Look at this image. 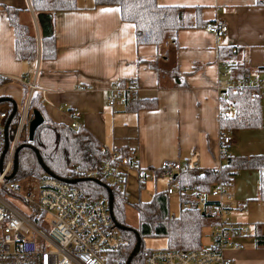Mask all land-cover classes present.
<instances>
[{"label":"crops","instance_id":"1","mask_svg":"<svg viewBox=\"0 0 264 264\" xmlns=\"http://www.w3.org/2000/svg\"><path fill=\"white\" fill-rule=\"evenodd\" d=\"M94 2L75 0L76 9L56 11L50 16L54 57L40 59L37 55L35 60H18L14 55V31L2 6L19 11V21L32 27L39 46L42 36L37 14L29 0H0V75L11 79L0 85V97L6 103L11 99L15 107L22 104V108L25 100L20 84L34 81L37 88L45 89L46 101L39 100L47 116L68 124L70 113L76 110L79 112L76 121L104 148L131 150L137 167L124 173L125 215L127 208L150 200L171 184L169 177L155 172L162 160H175L188 168L201 169L223 164L218 156L219 131L229 135L231 129H220V95L216 85L223 77L218 48L227 45L237 49L235 60L244 63L247 74L264 69V3L259 0H156L159 5L198 6L199 16L206 24L181 28L175 43L155 45L136 44L134 25L120 19L117 4ZM215 17L226 23L225 32L205 29ZM235 60H231L233 72ZM150 61H155L159 70ZM18 78H24V82ZM127 79L134 80L139 98L153 100L154 105L138 110L108 105L107 92L118 81ZM260 102V124L233 128L238 135L252 136L249 131L255 130L257 141L264 139V99ZM230 138L231 145L233 136ZM259 146L260 149L247 153L228 151L234 157L264 154V141ZM244 173L236 182L238 187H230L234 176L226 186L234 201L257 199L259 170L249 167ZM142 193L148 199L142 200ZM244 202L247 206V201ZM232 213H235L230 215L233 220L245 224L244 220H251L248 212L244 214L234 206L229 214ZM125 222L130 225L126 219ZM252 223L248 236L253 237V244L244 246L247 236H243L238 239L243 245L241 249L226 251L234 264H254L250 262L253 260L264 264V245L257 244L255 239L256 234L264 235V219ZM204 227L207 231L203 234ZM204 227L201 245L209 240V225Z\"/></svg>","mask_w":264,"mask_h":264},{"label":"trees","instance_id":"2","mask_svg":"<svg viewBox=\"0 0 264 264\" xmlns=\"http://www.w3.org/2000/svg\"><path fill=\"white\" fill-rule=\"evenodd\" d=\"M95 4H117L120 19L131 22L135 30L136 44L175 43L177 31L181 28L205 25L199 16V7L159 5L156 0H94ZM264 3V0H259ZM35 14L66 11L76 9L75 0H29ZM6 11L10 25L14 31V55L18 60H35L52 58L55 55L53 35L37 38L32 27L22 23L18 19V10L9 6H2ZM237 49L227 45H220L218 56L220 60H235ZM236 61V60H235ZM149 64L159 70L155 61ZM233 74L245 75L249 73L242 62L236 61ZM127 80L118 81V85H124ZM11 81L10 78L0 75V85ZM134 81V80H133ZM23 101L27 95L28 87L20 84ZM124 108L138 110L154 105L153 100L141 99L136 90H125ZM40 96L33 92L28 100L29 119L32 110H38L42 116L28 139L26 122L22 128L21 136L17 143V166L10 180H18L30 174L40 175L45 173L40 166L36 152L40 155L43 164L50 170L51 175L73 180L93 200H108L111 195L110 213L113 222L118 227L121 236L126 239V244L112 253L110 264H144L141 254V239L143 235H164L167 240L165 248L188 250L201 246V233L204 226L213 222L212 213L207 207L200 208L196 205L192 192L185 189L195 185V189L208 192L212 185L220 182L227 186L232 180L237 169L254 167L259 170L257 199L264 200V154H250L234 157L228 154L226 161L219 169H201L192 167L177 171L171 182H177L179 213L174 216L168 210V196L164 191L156 192L148 201H139L134 204L138 214V224L130 226L125 222L124 207L127 203L123 190L112 189L104 177L89 178L83 174L77 175L74 171L79 168L85 170L96 168L109 153V150L84 127L72 128L69 124L57 122L44 112ZM5 100V99H4ZM3 100V101H4ZM8 102L6 119L11 113L12 100ZM231 101L235 107L234 114H228L226 118H220V129H233L241 127H254L260 124L261 102L253 97L248 90L228 89L223 92L220 104ZM20 109L15 107L7 125L8 140L12 137L18 122ZM122 151V152H120ZM120 153H132L131 150H118ZM170 182V183H171ZM186 204V206H183ZM257 244L264 245V235L256 234ZM139 240V249L130 255L135 243Z\"/></svg>","mask_w":264,"mask_h":264},{"label":"built area","instance_id":"3","mask_svg":"<svg viewBox=\"0 0 264 264\" xmlns=\"http://www.w3.org/2000/svg\"><path fill=\"white\" fill-rule=\"evenodd\" d=\"M205 29L223 33L227 25L220 17H215ZM219 61L223 77L216 85L219 100L228 89L248 90L253 97L264 99V69L236 75L231 60ZM18 81L24 82V78H18ZM27 87L14 134L9 140L7 137L2 156L7 110H0V264H110V255L124 246L126 239L113 222L106 200H93L73 182L47 173L30 174L18 180L7 177L22 128L28 122L30 95L37 90L41 100L46 101L44 88H37L34 81L27 83ZM136 89L132 79L124 85L115 84L107 92V104L124 105L125 90ZM235 112L236 107L231 101L224 105L219 101V119ZM78 114V111H72L68 122L75 129L79 127L75 119ZM230 139L225 131H219L220 159H227ZM136 167L132 154L111 150L96 168L83 173L75 168L74 172L89 178L102 176L112 189L124 191V173ZM155 169L158 176L171 179L177 171L188 167L185 163L165 159ZM139 179H143L142 174ZM177 189V182H171L163 194L168 196ZM185 191L192 192L198 207H207L212 213L208 242L188 250L142 247L144 264H234L226 251L242 248L238 239L250 234V226L233 220L229 212L232 206L242 210L246 203L234 201L233 194L220 182L214 183L208 192L195 189V185Z\"/></svg>","mask_w":264,"mask_h":264},{"label":"rangeland","instance_id":"4","mask_svg":"<svg viewBox=\"0 0 264 264\" xmlns=\"http://www.w3.org/2000/svg\"><path fill=\"white\" fill-rule=\"evenodd\" d=\"M22 104H17L18 109L21 108ZM0 109H8V105L6 102L0 101ZM263 121H264V107H263ZM29 117V116H28ZM27 117V120L29 118ZM253 133L252 136L249 135H238L236 132V129H231L229 131V135L233 136V142L232 144H228V150L234 151V152H240V153H247L248 151H255L257 149H260L259 144H261L264 139L257 141V134L255 130L249 131ZM257 145V146H256ZM17 153V150H15L14 155ZM229 154V151H228ZM223 163L226 161L225 159H222ZM245 168L239 169V174H237L238 170L235 171L233 174L234 178L230 184L231 186L238 187L237 183L239 176L245 174L244 173ZM235 180V181H234ZM234 181V182H233ZM158 185H161L162 182H157ZM241 187V186H240ZM232 193V192H231ZM142 200L148 199V196L146 194L142 193L141 196ZM244 201H247V206L241 210L242 213L246 214L248 212L249 217H251V220H244L247 224H252V221H261L264 219V201L260 199H245ZM249 202L251 203L250 206ZM168 210L171 215L176 216L179 213L178 208V199H177V192L174 191L172 194L168 197ZM235 214V213H234ZM233 213L230 214L231 216L234 215ZM125 219L131 226H136L138 224V214L136 210L132 208H127L125 213ZM250 225V227H252ZM252 228H250L251 233ZM207 231V227L203 228V234ZM245 238V237H244ZM247 241L244 246L248 247L253 244V237L247 236ZM203 241H205V238L203 236ZM141 244L143 247L146 248H165L167 245V240L164 235H156V234H150V235H143L141 239ZM244 244V243H243ZM112 259V254L109 257V260ZM254 262L256 264V260L250 261Z\"/></svg>","mask_w":264,"mask_h":264},{"label":"water","instance_id":"5","mask_svg":"<svg viewBox=\"0 0 264 264\" xmlns=\"http://www.w3.org/2000/svg\"><path fill=\"white\" fill-rule=\"evenodd\" d=\"M50 16L51 15L49 13H38L37 14V21H38V24H39L40 29H41V36L42 37L49 36V35L52 34L51 25H50ZM4 99L5 98L0 97V101H3ZM14 110H15V104H14V102H12L11 113L9 114L8 118L6 119V122H5V125H4V147H3V151H2L1 156L3 155V153L5 152V149L7 147V131H6V128H7V124L9 122V120L11 118V115H12ZM41 121H42V116L39 113V111L38 110H32L31 117L28 120V124H27L28 139L32 138V134H33V131H34L35 127L39 123H41ZM17 149L18 148H16V150ZM35 152H36V156H37L38 162H39L40 166L42 167L43 171L45 173H47V174H51L50 170L43 164L40 155L37 153V151H35ZM16 166H17V157H16V154H15L14 158H13V162H12L11 172L9 173V175L7 177H11L14 174V172L16 170ZM71 182H73V180H71ZM107 203H108V206H109V209H110V206H111V195H109ZM138 250H139V240H137V242L135 243L130 255L135 254Z\"/></svg>","mask_w":264,"mask_h":264}]
</instances>
